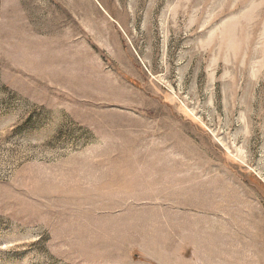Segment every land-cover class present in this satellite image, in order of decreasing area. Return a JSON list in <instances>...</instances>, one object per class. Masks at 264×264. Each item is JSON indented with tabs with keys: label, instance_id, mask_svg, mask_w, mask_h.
<instances>
[{
	"label": "rangeland",
	"instance_id": "374dc122",
	"mask_svg": "<svg viewBox=\"0 0 264 264\" xmlns=\"http://www.w3.org/2000/svg\"><path fill=\"white\" fill-rule=\"evenodd\" d=\"M0 264H264V0H0Z\"/></svg>",
	"mask_w": 264,
	"mask_h": 264
}]
</instances>
